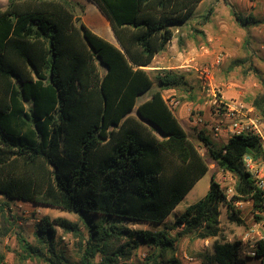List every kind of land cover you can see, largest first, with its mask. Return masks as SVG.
<instances>
[{
    "label": "trees",
    "instance_id": "1",
    "mask_svg": "<svg viewBox=\"0 0 264 264\" xmlns=\"http://www.w3.org/2000/svg\"><path fill=\"white\" fill-rule=\"evenodd\" d=\"M89 1L108 20L119 47L89 30L69 0H7L0 11V196L74 213L90 224L78 264H95L98 254L100 264H117L139 246L152 250L146 264H182L165 260L176 242L165 232L108 225L162 224L209 171L161 95L181 78L164 72L157 77L160 90L137 104L153 86L145 68L202 0ZM233 14L242 26L249 23ZM212 15L209 8L199 25ZM253 106L264 114V94ZM198 140L207 157L235 177L234 191L228 198L212 175L206 195L175 217L171 228L180 229L178 237L215 239L207 264H246L251 258L264 264L263 241L254 257L241 258V243L218 240L220 207L237 224L243 222L236 203L250 202L257 214L264 212L263 192L244 163L245 156H263L260 139L233 135L218 146L201 132ZM5 206L0 203V212ZM56 227L76 235L78 225L61 217H44L37 225L50 247L49 262L69 264L51 248ZM113 237L126 241L112 249L107 244ZM17 239L27 255L42 256L21 235Z\"/></svg>",
    "mask_w": 264,
    "mask_h": 264
},
{
    "label": "rangeland",
    "instance_id": "2",
    "mask_svg": "<svg viewBox=\"0 0 264 264\" xmlns=\"http://www.w3.org/2000/svg\"><path fill=\"white\" fill-rule=\"evenodd\" d=\"M231 1L233 3L229 5L228 0H203L191 19L182 27L183 31L180 33L184 32V36L181 43L176 42V46L169 50L175 53L177 50L183 52V48H186L185 53L187 52V55L183 60L168 67L174 68L171 73H174L177 78H181L180 85L175 88L177 89L175 92L180 96V103L189 102L192 104L189 114L190 123L185 128L189 139L197 147L200 154L204 156L209 171L196 183L162 224L150 225L148 223L110 221L108 225L130 230L142 229L165 232L169 238L176 239L175 250L168 251L165 260L173 258L182 264H207V257L212 255V244L215 239L197 240L193 236L178 237L177 234L180 229L171 228L175 217L206 195L209 191L212 175L215 176V180L221 185L228 198L234 191L235 177L221 171L207 157L205 147L198 140V135L201 132L218 146L226 143L230 138L224 134L214 137L211 128L215 124V119L212 116L213 107L210 101L217 98V100L222 99L227 103L232 101L244 105L245 110L250 109V115L257 116L258 121L264 127V114H261L253 106L254 99L264 94V0H258L256 7L258 6L257 8L263 14L259 22L255 23V28L250 31L245 26L235 23L233 13H238L239 9L234 4L235 0ZM5 2L6 0H0V9H4ZM71 2L80 21L84 22L94 34L100 36L86 21L94 20L95 13L102 15L97 7L89 0H71ZM209 8H213L219 17L226 14L227 24L221 33L220 30L217 31L216 29L217 19H215L213 23L208 25L211 40L207 41L205 38L208 37L203 38L202 35H198L200 32L197 31V28L201 17L206 14ZM212 16L215 17V14ZM250 26L247 25L248 28ZM192 36H194L193 39ZM218 56H221V62L216 64ZM204 70L209 72L208 76L204 74ZM166 71L158 73L163 74ZM153 81L155 87L159 85L156 77H153ZM177 109L182 108L178 107ZM182 114L184 115V110H182ZM196 114L202 117V123L199 125L191 122ZM177 116L183 125L185 122L181 119V114L177 113ZM263 156L255 161L256 165L250 171L257 181L259 178H264ZM0 203L6 204L4 211L0 212V264H51L49 259L52 258V254L50 247H48L49 244L47 242L42 243V235L38 233L37 228L40 220L44 217L50 221L61 217L77 223L79 231L76 235L56 227L51 248L57 255H63L69 264H78L80 260L79 250L85 246V242L88 240L90 224L84 220H79L77 214L49 206L8 200L1 196ZM235 206L241 211L240 217L243 224L230 221L227 209L220 207L221 235L218 240L239 242L242 247L240 257H254L257 244L261 241L264 242V229L262 228L264 226V212L257 214L250 202L236 203ZM254 215H259L262 220L257 222ZM90 218L95 219V222L104 219L101 216H91ZM18 235H21L33 248L41 252L42 256L27 255L23 252L17 239ZM125 241L123 238L113 237L107 245L113 249ZM151 252L150 248L139 246L132 251L129 259L119 258L117 264H146V259ZM101 259L102 256L98 254L93 262L100 264ZM246 264H259V259L251 258Z\"/></svg>",
    "mask_w": 264,
    "mask_h": 264
},
{
    "label": "crops",
    "instance_id": "3",
    "mask_svg": "<svg viewBox=\"0 0 264 264\" xmlns=\"http://www.w3.org/2000/svg\"><path fill=\"white\" fill-rule=\"evenodd\" d=\"M69 1H71V0H69ZM202 2H203V0H202ZM258 2H259L258 0H254V1L253 0H235L234 1V4L239 9L238 13H236V14L240 15L243 19H247V18L249 19V23L247 25H251L250 28H248L247 25H244L245 28H247L249 31L251 29L255 28V23L259 22L262 14H263L262 11L259 10V8H257L258 6L256 7ZM228 3L230 5L233 2L231 0H228ZM6 5H7V0L5 2L4 9H5ZM0 10H2V9H0ZM214 14H215V17L211 16V18H210V20H209V22L207 24L199 25V27L197 28V31L200 32L198 35L199 36L202 35L203 38L204 37H208V38H205V39H207V41L211 40V38L209 37V36H211V34H210V31H209L208 25L213 23L215 21V19H217V25H216L217 27H216V29H217V31L220 30L219 32H221V33L224 30L223 28H224L225 24H227V20H226V17H225L226 14L219 17V16H217L216 12L213 11V15ZM94 16H95L94 20H92V21L86 20L89 23V25H91L99 33V35H100L99 37H101L104 40H106L107 42L119 47L118 46L119 43L117 42V40H116V38H115L111 28H110V25H109L108 20L106 19V17L103 14L100 15L98 13H95ZM234 18H235V16H234ZM234 21H235V23L239 24V22H237L236 18H235ZM83 24L85 25L84 22H83ZM183 26H185V25H183ZM183 26L175 27V28L172 29L173 38L171 39L169 44L166 46V48L162 52H160L159 54H157L154 57V59L152 60L151 64L149 65V67L145 68L146 72L148 73V75L150 76L152 81H153V77L157 78L158 76H162V73H158L160 71L167 70V71L171 72V70L174 69V68H172L171 66L170 67H168V66L173 64V63H176V62L177 63L181 62L183 60V58L187 55V52L185 53V49H186L185 47L183 48V52H179V50H177L175 53L169 51L171 47L176 46V42L179 43V44L181 43V40H182V38L184 36V32L183 33H180V32L183 31L182 30ZM178 33H180V34L177 35ZM194 34L197 35L196 32H194ZM193 37L194 36H192V39H193ZM185 41H186V39H185ZM186 45L188 46V44H186ZM152 89H154V90L151 91ZM159 90H160L159 85L155 87V84H154V81H153V86L150 89V91H148L144 95L139 96L138 100H137V104H140V103L148 100L153 92H156V91H159ZM175 90H177V89H162L161 90V95H162V97H163L165 102H166V98H168L170 96L176 97L180 101V99H179L180 96L177 95ZM190 105H192V104L189 103V102H183V103H180V105H179V107H181L182 109H175V110L171 109L173 111L175 117L179 121V123H180V119L178 118L177 113L181 114V119L185 123H183V125L180 123V125L183 127V129L185 131H186L185 126H189V123H190L189 122V114H190V110H191V106ZM182 110H184V115L182 114ZM133 111H134L133 115H135L136 114L135 109ZM186 133H187V131H186ZM220 136H222V135H220Z\"/></svg>",
    "mask_w": 264,
    "mask_h": 264
},
{
    "label": "built area",
    "instance_id": "4",
    "mask_svg": "<svg viewBox=\"0 0 264 264\" xmlns=\"http://www.w3.org/2000/svg\"><path fill=\"white\" fill-rule=\"evenodd\" d=\"M220 62L221 56H218L216 58V64ZM204 74L208 76L209 72L204 70ZM166 104L170 109L175 110L179 107L180 101L176 97L170 96L166 98ZM210 104L213 107L212 116L215 119V124L211 128L214 137H218L221 134L230 137L233 135L251 134L260 139L264 151V127L258 121L257 116L250 115V109H246V111L244 105L232 101L227 103L222 99L217 100V98L211 100ZM191 122L195 125L201 124V115L196 114ZM244 163L249 172L256 165L250 156L244 157ZM256 185L263 192L264 196V178H259L258 181L256 180ZM262 228L264 229V226Z\"/></svg>",
    "mask_w": 264,
    "mask_h": 264
},
{
    "label": "water",
    "instance_id": "5",
    "mask_svg": "<svg viewBox=\"0 0 264 264\" xmlns=\"http://www.w3.org/2000/svg\"><path fill=\"white\" fill-rule=\"evenodd\" d=\"M118 46H119V44H118ZM136 115L138 116V114L136 113ZM141 119V118H140ZM142 120V119H141ZM143 121V120H142Z\"/></svg>",
    "mask_w": 264,
    "mask_h": 264
}]
</instances>
